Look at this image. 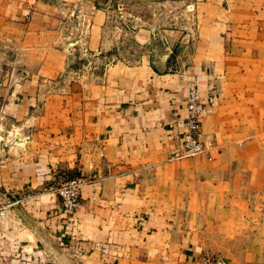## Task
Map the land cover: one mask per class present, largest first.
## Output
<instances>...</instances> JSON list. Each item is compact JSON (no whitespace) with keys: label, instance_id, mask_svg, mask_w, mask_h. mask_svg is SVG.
<instances>
[{"label":"crops","instance_id":"crops-1","mask_svg":"<svg viewBox=\"0 0 264 264\" xmlns=\"http://www.w3.org/2000/svg\"><path fill=\"white\" fill-rule=\"evenodd\" d=\"M191 1L0 0V264H264V0Z\"/></svg>","mask_w":264,"mask_h":264},{"label":"built area","instance_id":"built-area-1","mask_svg":"<svg viewBox=\"0 0 264 264\" xmlns=\"http://www.w3.org/2000/svg\"><path fill=\"white\" fill-rule=\"evenodd\" d=\"M205 108L198 80L194 79L186 102L187 118L184 122L183 141L176 151L169 154L170 160L192 157L206 150L200 137ZM89 180L91 179L88 177L74 175L64 179L57 187L56 192L61 197L62 209L67 216H74L80 208L82 191ZM202 262L203 264H228L224 258L210 254L202 256Z\"/></svg>","mask_w":264,"mask_h":264},{"label":"rangeland","instance_id":"rangeland-1","mask_svg":"<svg viewBox=\"0 0 264 264\" xmlns=\"http://www.w3.org/2000/svg\"><path fill=\"white\" fill-rule=\"evenodd\" d=\"M174 1L178 2V0H113V5L116 8L118 4L123 6V11L128 13L125 15L128 23H135L134 21L137 20L140 21L138 19L139 16H145L150 19L157 16V18H159L162 22L168 21L169 23H172L176 20V18L174 16H170V13L172 12H169V10L172 5L176 7ZM193 1L195 0H192L190 4H192ZM192 9L193 7H191V10L189 11L191 12ZM191 13H193V11ZM179 16L180 15L177 14V18L180 19ZM1 122L2 119L0 118V124Z\"/></svg>","mask_w":264,"mask_h":264}]
</instances>
